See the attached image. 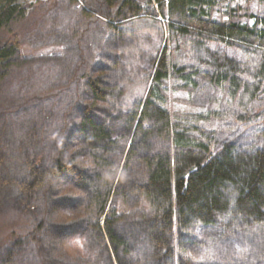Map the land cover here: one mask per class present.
<instances>
[{"label":"trees","instance_id":"trees-1","mask_svg":"<svg viewBox=\"0 0 264 264\" xmlns=\"http://www.w3.org/2000/svg\"><path fill=\"white\" fill-rule=\"evenodd\" d=\"M231 1L66 0L77 53L40 105L17 90L24 6L0 0V205L31 219L10 224L0 264H264V124L249 142L201 138L165 104L218 89L239 124L259 114L264 0L251 25Z\"/></svg>","mask_w":264,"mask_h":264},{"label":"rangeland","instance_id":"rangeland-1","mask_svg":"<svg viewBox=\"0 0 264 264\" xmlns=\"http://www.w3.org/2000/svg\"><path fill=\"white\" fill-rule=\"evenodd\" d=\"M77 1L79 4H83V0ZM139 2L143 6L147 5L146 0H139ZM16 3L24 6L26 21L18 23L14 31L17 32L22 54L28 58L26 65L20 68L17 76L19 98L20 96L24 98V100L22 98L23 104L40 103V105H43L47 102H53L58 91L57 86L62 79L63 72L61 70L65 61L63 59L69 54L77 53L73 42L75 36L73 35L72 38L70 33V23L77 12V6L67 3L66 0H16ZM236 4L240 21L242 23L248 21L250 25L253 24L254 19L246 14L253 15L255 13L256 1L250 0L246 3L245 0H232L230 6L234 7ZM155 6L157 7L156 4ZM226 6V1H224L221 10L215 11L214 16L216 18L223 16L219 12L224 11ZM155 17L159 18L156 14ZM218 91V89L215 91L210 90V94L203 96L202 93L194 95L180 89H172L166 94L165 104L172 112L187 114V120L197 127L202 128L203 126V132L198 130L195 132L201 138L205 137V133L209 129L219 127L220 131L218 130V133L225 138L239 137L242 141L247 140L246 142L258 139L257 130L264 124V95L260 97L259 104L261 107L256 110L259 114L251 116L247 123L239 124L235 107L228 100H226L227 108L222 111L220 107L221 100L218 98L222 94ZM42 95L49 98L42 100ZM36 96H38L37 99H35ZM214 98L217 100H214ZM29 110L33 113V110ZM213 111H215V114H212ZM195 115L201 117L198 118ZM16 171L19 173L21 170L18 168ZM55 180H58L56 182H58L57 189L59 192L70 190L71 187L64 175L56 177ZM7 207L0 205V239L6 238L10 229L9 226L13 222L19 225L21 223L29 225L31 221L23 214L9 213ZM52 210L56 218L61 217L64 212L59 208H52ZM69 214L71 213L69 212ZM47 229L54 231L52 227ZM60 242H63L60 251H64L66 247L69 254H72L74 249L81 246L76 234L66 237Z\"/></svg>","mask_w":264,"mask_h":264},{"label":"bare ground","instance_id":"bare-ground-1","mask_svg":"<svg viewBox=\"0 0 264 264\" xmlns=\"http://www.w3.org/2000/svg\"><path fill=\"white\" fill-rule=\"evenodd\" d=\"M116 152V151H115ZM122 152V151H121ZM12 177V176H11Z\"/></svg>","mask_w":264,"mask_h":264}]
</instances>
